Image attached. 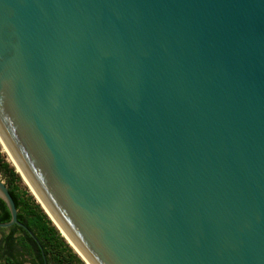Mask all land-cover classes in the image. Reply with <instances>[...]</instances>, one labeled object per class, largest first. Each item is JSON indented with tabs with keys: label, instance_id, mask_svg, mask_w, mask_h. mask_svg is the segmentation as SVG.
Listing matches in <instances>:
<instances>
[{
	"label": "water",
	"instance_id": "1",
	"mask_svg": "<svg viewBox=\"0 0 264 264\" xmlns=\"http://www.w3.org/2000/svg\"><path fill=\"white\" fill-rule=\"evenodd\" d=\"M0 141L88 264H264V0H0Z\"/></svg>",
	"mask_w": 264,
	"mask_h": 264
},
{
	"label": "trees",
	"instance_id": "2",
	"mask_svg": "<svg viewBox=\"0 0 264 264\" xmlns=\"http://www.w3.org/2000/svg\"><path fill=\"white\" fill-rule=\"evenodd\" d=\"M0 168L15 201L17 218L37 237L47 264H84L59 229L52 223L39 202L22 184L19 173L0 152ZM10 219L5 201L0 197V221ZM4 228V227H3ZM0 234V264H23L30 255V264H44L40 245L28 230L14 223Z\"/></svg>",
	"mask_w": 264,
	"mask_h": 264
},
{
	"label": "rangeland",
	"instance_id": "3",
	"mask_svg": "<svg viewBox=\"0 0 264 264\" xmlns=\"http://www.w3.org/2000/svg\"><path fill=\"white\" fill-rule=\"evenodd\" d=\"M0 152L2 153V155L5 157V159L9 162V164L11 165V166H13L14 168H16L14 165H13V163H12V161H11V157H10V155H9V153L7 152V150L5 149V147L3 146V144L1 143V141H0ZM16 170V169H15ZM19 173V172H18ZM20 175V174H19ZM20 177H21V175H20ZM0 179H2L3 181H5V176H4V174H3V171H2V169L0 168ZM21 179H22V184L23 185H25L26 187H27V189H28V191L32 194V191H31V189H30V187H29V185L25 182V179H23L22 177H21ZM33 195V194H32ZM34 196V195H33ZM35 200L37 201V198L35 197ZM52 221V220H51ZM53 223V222H52ZM6 227H0V234L2 233V232H5L7 229H5ZM62 234V233H61ZM71 247L73 248V246L71 245ZM73 250L75 251V249L73 248ZM30 255H26V264H30ZM83 260V262H84V264H88L84 259H82Z\"/></svg>",
	"mask_w": 264,
	"mask_h": 264
},
{
	"label": "bare ground",
	"instance_id": "4",
	"mask_svg": "<svg viewBox=\"0 0 264 264\" xmlns=\"http://www.w3.org/2000/svg\"><path fill=\"white\" fill-rule=\"evenodd\" d=\"M11 161H12V163H13V165L16 167V169L18 170V172H20V170L18 169V167L16 166V164L14 163V161L12 160V158H11ZM25 179V178H24ZM25 182L27 183V181H26V179H25ZM28 184V183H27ZM29 185V184H28ZM30 187V186H29ZM30 189H31V187H30ZM31 191H32V189H31ZM32 193L34 194V192L32 191ZM35 195V194H34ZM35 197H36V195H35ZM37 198V197H36ZM37 200L39 201V199L37 198ZM54 221V220H53ZM54 223L56 224V222L54 221ZM57 225V224H56ZM57 227H58V229H59V231L62 233V236H64L68 241H69V239L66 237V235L63 233V231L59 228V226L57 225ZM70 242V241H69ZM70 244L72 245V243L70 242ZM73 246V245H72ZM73 248L76 250V248L73 246ZM77 251V250H76Z\"/></svg>",
	"mask_w": 264,
	"mask_h": 264
},
{
	"label": "flooded vegetation",
	"instance_id": "5",
	"mask_svg": "<svg viewBox=\"0 0 264 264\" xmlns=\"http://www.w3.org/2000/svg\"><path fill=\"white\" fill-rule=\"evenodd\" d=\"M23 264H26V260L23 261Z\"/></svg>",
	"mask_w": 264,
	"mask_h": 264
}]
</instances>
